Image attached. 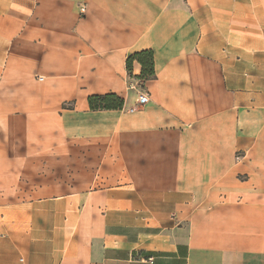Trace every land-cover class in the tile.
I'll list each match as a JSON object with an SVG mask.
<instances>
[{"label":"crops","instance_id":"0c3cea01","mask_svg":"<svg viewBox=\"0 0 264 264\" xmlns=\"http://www.w3.org/2000/svg\"><path fill=\"white\" fill-rule=\"evenodd\" d=\"M0 264H264V0H0Z\"/></svg>","mask_w":264,"mask_h":264},{"label":"trees","instance_id":"16d2710c","mask_svg":"<svg viewBox=\"0 0 264 264\" xmlns=\"http://www.w3.org/2000/svg\"><path fill=\"white\" fill-rule=\"evenodd\" d=\"M136 60L140 66L141 71L139 76L136 78L132 74L128 77L143 81L153 75V58L151 50H142L140 52L133 53L126 59V67L130 70L131 63ZM142 84V83H141ZM88 106L90 110H110V109H120L122 107L123 101L116 94L109 93L103 95H91L87 99Z\"/></svg>","mask_w":264,"mask_h":264},{"label":"built area","instance_id":"2783aa9c","mask_svg":"<svg viewBox=\"0 0 264 264\" xmlns=\"http://www.w3.org/2000/svg\"><path fill=\"white\" fill-rule=\"evenodd\" d=\"M127 87L137 92V105L136 107L129 108V111L136 110L148 101V96L144 91L143 85L141 84L140 80L128 77Z\"/></svg>","mask_w":264,"mask_h":264}]
</instances>
